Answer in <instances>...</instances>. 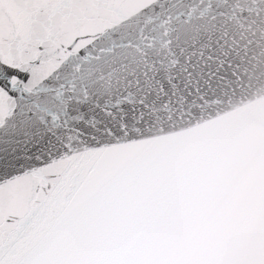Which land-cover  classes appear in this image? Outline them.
Instances as JSON below:
<instances>
[{"label":"snow or ice","instance_id":"1","mask_svg":"<svg viewBox=\"0 0 264 264\" xmlns=\"http://www.w3.org/2000/svg\"><path fill=\"white\" fill-rule=\"evenodd\" d=\"M0 264H264V0H0Z\"/></svg>","mask_w":264,"mask_h":264}]
</instances>
